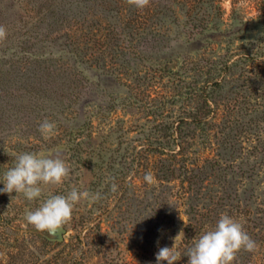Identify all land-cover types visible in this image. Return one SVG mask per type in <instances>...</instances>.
Returning a JSON list of instances; mask_svg holds the SVG:
<instances>
[{"label": "rangeland", "instance_id": "obj_1", "mask_svg": "<svg viewBox=\"0 0 264 264\" xmlns=\"http://www.w3.org/2000/svg\"><path fill=\"white\" fill-rule=\"evenodd\" d=\"M211 1L195 13L192 0H151L147 25L110 58L74 64L73 84L58 80L68 108L24 122L19 113L1 134L0 165L3 153L12 167L21 153L59 155L70 175L32 201L0 192V264H157L158 250L173 245L175 264H188L221 214L256 243L264 236V0ZM45 119L56 125L48 139ZM73 189L100 199L76 203L63 242L44 249L28 237L36 229L26 213ZM257 245L232 264L263 263Z\"/></svg>", "mask_w": 264, "mask_h": 264}, {"label": "trees", "instance_id": "obj_2", "mask_svg": "<svg viewBox=\"0 0 264 264\" xmlns=\"http://www.w3.org/2000/svg\"><path fill=\"white\" fill-rule=\"evenodd\" d=\"M209 2L192 0L193 6L188 9L197 12ZM152 7L150 2L148 7L138 9L128 0H0V27L6 31V38L0 40V152L6 151L1 134L10 130L19 113L24 122L40 112L68 108L70 103L63 102L66 94L58 80L61 85L73 84L80 73L74 64L110 58L111 49L120 48L125 35L147 25ZM56 46H62L61 51L66 53L44 52ZM3 154L0 170L7 172L12 167L8 160L13 158ZM28 237L35 238L44 249L59 246L35 234ZM257 243L264 244V236ZM24 255L18 257L23 260ZM27 255L35 257L31 251ZM35 260L36 264L50 263L37 257ZM262 261L264 264V254Z\"/></svg>", "mask_w": 264, "mask_h": 264}, {"label": "clouds", "instance_id": "obj_3", "mask_svg": "<svg viewBox=\"0 0 264 264\" xmlns=\"http://www.w3.org/2000/svg\"><path fill=\"white\" fill-rule=\"evenodd\" d=\"M151 0H128L130 5L144 9ZM6 38V31L0 27V40ZM56 125L45 119L39 125V131L45 139L52 134ZM70 175V167L56 156H45L42 153L25 152L16 156L15 165L4 174L3 193L23 194L29 201L41 196L42 185L60 184ZM154 175L147 172L144 180L148 184L154 182ZM111 190L117 191V185L112 184ZM81 199H100V194H90L88 191L71 190L67 195H53L44 201L36 210L26 213L25 219L38 232L54 237L58 230L72 219L74 205ZM258 247L242 225L227 214H221L214 229L206 231L190 248L186 255L188 264H232L241 249L253 252ZM4 253H0V256ZM181 258V253L175 246L161 247L156 253L157 264L166 261L175 264Z\"/></svg>", "mask_w": 264, "mask_h": 264}, {"label": "water", "instance_id": "obj_4", "mask_svg": "<svg viewBox=\"0 0 264 264\" xmlns=\"http://www.w3.org/2000/svg\"><path fill=\"white\" fill-rule=\"evenodd\" d=\"M65 232H66L65 228L60 229L58 230V232L56 233L54 237H49L47 233H41V232H38L37 230L35 231L36 235L40 236L41 238H43L47 242H50L51 244H58V243L63 242Z\"/></svg>", "mask_w": 264, "mask_h": 264}]
</instances>
